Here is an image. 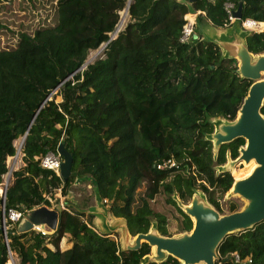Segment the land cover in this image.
<instances>
[{"label":"trees","instance_id":"trees-1","mask_svg":"<svg viewBox=\"0 0 264 264\" xmlns=\"http://www.w3.org/2000/svg\"><path fill=\"white\" fill-rule=\"evenodd\" d=\"M128 1L57 0L54 24L22 32L13 47L0 48V183L15 154L14 140L27 131L23 165L12 171L6 190L5 213L51 207L48 198L57 192L65 198L76 179L91 178L107 211L133 237L152 227L171 236L166 216L151 206L159 194L180 213L181 232L193 223L178 202L196 192L222 214L219 197L235 180L223 166L238 157L245 141L221 144L214 156L210 135L217 121L235 119L251 81L239 75L238 61L223 55L215 40L195 33L181 42L180 34L189 12H203L198 17L218 28L238 24H228L224 3L237 8L239 0H130L128 21L115 32ZM242 18L264 22V0H242ZM244 38L250 53H264V30L245 31ZM102 44L101 54L83 68L89 52ZM57 93L60 107L53 99ZM260 112L264 116V101ZM60 143L72 155L65 181L39 165ZM168 161L174 165L157 168ZM68 205L49 234L7 229L17 264H181L171 256L147 261L146 242L123 249L113 233L94 230L84 212ZM235 211L231 203L229 213ZM66 234L72 245L61 250ZM8 260L0 228V264ZM216 263L264 264V221L222 240Z\"/></svg>","mask_w":264,"mask_h":264},{"label":"water","instance_id":"water-1","mask_svg":"<svg viewBox=\"0 0 264 264\" xmlns=\"http://www.w3.org/2000/svg\"><path fill=\"white\" fill-rule=\"evenodd\" d=\"M129 1L115 32L127 14ZM233 14L237 19L242 18V0L238 1ZM216 42L224 50L225 56L238 61L239 75L251 81L235 119L217 121L210 135L214 156L221 144L236 138L244 139L245 143L239 148L238 157L233 160L228 158L223 170L230 171L236 164L241 163L255 164L249 174L234 180L228 192L230 196L237 195L243 199L245 205L235 212L220 214L207 202L204 194L196 192L189 204L180 205L182 211L192 220V228L175 236L160 235L152 227L147 233H138L131 240L125 222L113 219L107 225L106 231L113 233L119 227L121 245L126 250H136L143 242L149 244L151 250L146 257L149 262H161L171 256L181 264H217V248L222 240L237 232L249 230L264 221V116L260 112L264 101V53L258 55L250 53L244 34L236 30L230 32L222 42ZM104 46L105 44L103 48ZM90 62L91 60L86 61L83 66ZM26 134L27 131L22 136V144ZM57 153L62 159L59 167L60 178L65 181L71 173L72 155L63 143L58 145ZM5 194L6 191H3L2 195ZM63 208V204L58 202L55 207L42 205L26 211L16 224V233L32 230L34 227L51 233L56 229L58 215ZM0 228L3 230L2 225Z\"/></svg>","mask_w":264,"mask_h":264},{"label":"rangeland","instance_id":"rangeland-1","mask_svg":"<svg viewBox=\"0 0 264 264\" xmlns=\"http://www.w3.org/2000/svg\"><path fill=\"white\" fill-rule=\"evenodd\" d=\"M56 2L57 0H0V48L13 47L17 42L18 35L22 32L32 34L35 29L42 25L54 24L56 22L57 16ZM120 14L121 16H123V11ZM127 21L128 15L126 14L122 18V23L119 26V29H123ZM233 30H236L240 34H244L245 32V30H243L239 26V24H234L225 28H218L211 25L205 18H203L202 15L199 17L197 15L195 17V33L198 36L204 37L206 39L222 42ZM103 45L104 44H102L98 49L94 51H90L86 61H92L98 55H100L101 51L99 50L103 48ZM221 52L223 55H225V52L222 47ZM54 93L55 90L51 94ZM53 99L54 103L58 104V106L60 107V104L63 101L61 94L57 93L56 95H54ZM21 142L22 136L14 140L13 143L15 146V154L7 159V163L12 162V160H17L18 166L23 165L21 160ZM252 166H254V164H236L234 168L230 170V172L233 174L236 180L237 178H242L246 176L250 172ZM75 181L69 188L67 199L62 197L59 192L54 194V197L51 199L53 203V206L51 207H55L58 202H61L64 206L69 204L68 207L70 206L75 209H78L81 212H86L87 217L85 219L94 227L102 231L107 230L108 227L107 225H105V222L100 224L102 222V219L104 218L102 216H99L98 214L93 213V211H95L97 208L101 211H107V205L104 201H101L97 195L95 182L91 178H85V180H83V182L81 183L80 181ZM145 186L146 185L144 183L140 186L137 193L138 195L144 193ZM228 192H226V194H224L223 196L219 197V202L222 208V214L229 213V205L231 203H235L237 205V210L242 209V207L245 205V201L243 199H241L237 195L230 196L228 195ZM95 196L98 199L95 200ZM165 197L166 195L164 194L157 195L151 201V206L155 211L161 212L166 216L168 232L171 234V236H175L182 233L181 215L173 205L165 201ZM175 198L177 200V196ZM55 199H58L57 203L55 202ZM189 202L190 200L184 202V204H189ZM90 205H94L95 207H91ZM178 205L180 206L181 204L178 202ZM94 215L97 216L96 220H93ZM116 227H118V225ZM45 234L49 233L45 232ZM116 235L120 244L121 230L119 227L117 228ZM132 238L133 236H131V240ZM17 262L18 259L16 253L11 252V256H9L8 263L17 264Z\"/></svg>","mask_w":264,"mask_h":264},{"label":"built area","instance_id":"built-area-1","mask_svg":"<svg viewBox=\"0 0 264 264\" xmlns=\"http://www.w3.org/2000/svg\"><path fill=\"white\" fill-rule=\"evenodd\" d=\"M235 9L236 7L232 1H228L224 3V10L227 15L228 24H232L238 21L239 26L247 32H262L264 30V22H259V21H256L250 18L237 19L236 17H234L233 12L235 11ZM200 13L203 14V12L201 11H196V12H189L184 15V23L182 25L181 34H180L181 42H188L192 38H196V34L194 31L195 17ZM48 99H50V97ZM61 160H62L61 156L57 152H47L46 154H44L43 156L39 158V165L44 169L53 171L57 176L60 177L59 167H60ZM166 164L174 165L173 162L168 161L164 164L157 165V168L161 169L165 167ZM13 170H14V164H12L11 162H8L7 172L3 175L2 182L0 183V209H1L0 225L3 226L2 231H3V236H4V240H5L7 249H8L9 256H11L12 251H10L8 247L7 229H10L13 226H16L17 222L21 219V217L27 211L26 209L9 208L7 212L5 213V196L2 195V192L7 190V187L12 179L11 173ZM48 200L52 203V200L50 198H48ZM33 230H36V231L41 232L42 234H45V232L42 231L38 227H34ZM116 241L118 240L116 239ZM232 256H233L234 262L240 261L238 254L233 253Z\"/></svg>","mask_w":264,"mask_h":264},{"label":"crops","instance_id":"crops-1","mask_svg":"<svg viewBox=\"0 0 264 264\" xmlns=\"http://www.w3.org/2000/svg\"><path fill=\"white\" fill-rule=\"evenodd\" d=\"M231 26V25H230ZM22 160V159H21ZM12 164H14V170L15 169H17L18 167H20V166H18V164H17V160H16V162L15 161H13L12 160V162H11ZM23 163V162H22ZM22 166V165H21ZM78 181H80V180H78V179H76V181L75 182H78ZM81 182H83V181H80V183ZM83 184V183H82ZM90 193H93V192H90ZM67 197H68V194H67V196L65 197L66 199H67ZM96 199H98L96 196H95V200ZM64 206V205H63ZM91 207H95L94 205H90ZM76 210H78V209H76ZM88 210H90V209H88ZM82 212H84V211H82ZM89 213H92V212H89ZM93 213L94 214H98L99 216H102L104 219H102V222L100 223V224H102L103 222H105V225H109L110 223H111V221L113 220V219H115L114 217H112V215L108 212V211H104V210H100V209H96L95 211H93ZM84 214H85V217L84 218H86L87 217V213L86 212H84ZM93 220H96V218H97V216L96 215H94L93 216ZM98 223H99V221H98ZM88 226H90L91 228H93L94 230H99V229H97L96 227H94L91 223H89L88 224ZM116 233H117V229H115V231L113 232V235L115 236V239H117L118 237H117V235H116ZM118 240V239H117ZM121 244V243H120ZM71 245H72V241H71V237H70V235L69 234H66L62 239H61V241H60V244H59V247H60V249L61 250H65V249H68V248H70L71 247ZM50 248H53L51 245H48Z\"/></svg>","mask_w":264,"mask_h":264},{"label":"bare ground","instance_id":"bare-ground-1","mask_svg":"<svg viewBox=\"0 0 264 264\" xmlns=\"http://www.w3.org/2000/svg\"><path fill=\"white\" fill-rule=\"evenodd\" d=\"M18 150H19V149H18ZM19 151H20V150H19ZM14 157H15V156H14ZM16 159H17V158H16ZM13 161H14V160H13ZM15 162H16V161H15ZM250 164H254V163L251 162ZM254 165H255V164H254ZM253 167H254V166L251 167V170H252ZM251 170H250V171H251ZM248 174H249V173H248ZM242 178H243V177H242ZM237 179H240V178H237ZM13 262H14V261H13Z\"/></svg>","mask_w":264,"mask_h":264}]
</instances>
